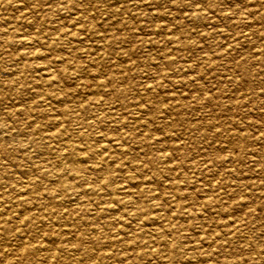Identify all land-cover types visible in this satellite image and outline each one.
<instances>
[{"label": "rangeland", "instance_id": "obj_1", "mask_svg": "<svg viewBox=\"0 0 264 264\" xmlns=\"http://www.w3.org/2000/svg\"><path fill=\"white\" fill-rule=\"evenodd\" d=\"M2 196L0 264H264V0H0Z\"/></svg>", "mask_w": 264, "mask_h": 264}, {"label": "bare ground", "instance_id": "obj_2", "mask_svg": "<svg viewBox=\"0 0 264 264\" xmlns=\"http://www.w3.org/2000/svg\"><path fill=\"white\" fill-rule=\"evenodd\" d=\"M93 101V100H92ZM50 106V105H49ZM48 109V108H47ZM52 113V112H51ZM26 114V113H25ZM61 114L62 115H64V111L62 110L61 111ZM69 114V113H68ZM73 115V114H72ZM65 116H66V114H65ZM68 118H69V116H67ZM52 122V121H51ZM53 123V122H52ZM34 124V123H33ZM3 125V124H2ZM51 126V125H50ZM55 126V125H54ZM36 129V128H35ZM53 131V130H52ZM136 131V130H135ZM165 131V130H164ZM61 135V134H60ZM61 138V137H60ZM60 138H58V139H60ZM59 143V142H58ZM78 145V144H77ZM76 144H72V143H70V142H68V144L67 143H59L58 144V147H56V149H58V151H57V153H56V157L55 156H53V157H55V172L54 173H56V175H58V176H63L65 173H76V174H79V173H82L83 171H84V169H83V167L81 166V161L83 160L82 158H83V156H85L86 154H85V152H82V149L81 148H83V147H80L81 145H79V146H77ZM92 148V147H91ZM94 148V147H93ZM87 150V149H86ZM91 150V149H90ZM90 150H88V152H90ZM92 152H93V150H92ZM52 153V152H51ZM54 155H55V152L53 153ZM84 154V155H83ZM92 154V153H91ZM94 154V153H93ZM95 156V155H94ZM94 156H93V158H94ZM89 157V156H88ZM85 158V157H84ZM96 158H98V157H96ZM82 159V160H81ZM99 159V158H98ZM108 160V159H107ZM86 161V160H85ZM90 161V160H89ZM100 162V161H99ZM31 163V162H30ZM85 163V162H84ZM105 164V163H104ZM83 165V164H82ZM99 165V164H98ZM86 168H87V166H85ZM86 170V169H85ZM87 171V170H86ZM85 171V172H86ZM107 173V172H106ZM47 176V175H46ZM86 176V175H85ZM48 177H49V175H48ZM77 177V176H76ZM65 178V177H64ZM85 178V177H84ZM105 182L104 183H106L107 184V186H110L109 185V183H108V181H109V179H108V177H105L104 176V178H102ZM68 181V180H67ZM42 183V182H41ZM112 188V187H111ZM112 190V189H111ZM39 192H41V191H39ZM4 193V192H3ZM26 193L28 194V193H35L34 192V190H32V189H29V188H26ZM25 193V194H26ZM111 193H113L112 191H111ZM8 194V193H7ZM13 194V193H12ZM11 194V195H12ZM17 194V193H16ZM20 194V193H19ZM49 194V193H48ZM3 196H6L5 195V193H4V195ZM3 196L2 197H0V203H2L3 201H5L6 199H4L3 198ZM40 196V195H39ZM7 197H8V195H7ZM7 197H5V198H7ZM11 198H12V196H11ZM17 198V197H16ZM38 198V197H37ZM30 199V198H29ZM1 200H2V202H1ZM41 200V199H40ZM109 200V199H108ZM14 202H16V200L14 201ZM53 202V201H52ZM28 205V204H27ZM41 205H43V204H40V203H38L37 204V206H39V208L41 207ZM44 207H46L42 212L41 211H37V212H35L34 213V211H32V210H30V209H27V210H25V211H23V213H21V214H19L18 216H17V221H19V222H25V223H33L34 221L37 223V220H38V216H44V215H46V214H50L51 213V209L53 208L51 205H43ZM18 208H20V207H18ZM24 208H28V207H24ZM38 208V209H39ZM39 210H41V209H39ZM30 211H32V213L30 212ZM20 212V211H19ZM56 216L62 221V222H64L65 223V221H67L68 220V218L69 217H67V216H65V215H63V214H61V212L59 211V212H57L56 213ZM120 218V217H119ZM19 219V220H18ZM67 219V220H66ZM69 220H70V218H69ZM75 220V219H74ZM73 220V221H74ZM81 220V219H80ZM72 221V222H73ZM76 221H77V219H76ZM81 221H83V220H81ZM80 221V222H81ZM77 222H79V221H77ZM77 222H75V223H77ZM71 223V222H70ZM26 224V225H27ZM74 224V223H73ZM79 224H81V223H79ZM78 224V225H79ZM100 224V223H99ZM109 223H107V225H108ZM20 225V224H19ZM23 225H25L24 223H23ZM65 225V224H64ZM72 225V224H71ZM70 225V227H72ZM75 225V224H74ZM83 225H85L86 226V228H87V226H92V225H94V231L92 230V237H94V235L95 234H93V233H102V230H104V225L102 226V227H99V226H97L98 225V223L97 222H87V221H85V223H83ZM21 226V225H20ZM19 226V227H20ZM30 226H31V224H30ZM29 226V227H30ZM66 226V225H65ZM64 226V227H65ZM23 227V226H22ZM27 227V226H26ZM25 227V228H26ZM34 226H32L31 227V229L33 228ZM84 227V226H83ZM67 228V227H66ZM73 228H75L74 226H73ZM78 228H79V226H78ZM103 228V229H102ZM21 229V228H20ZM69 229V228H68ZM70 229H72V228H70ZM69 229V230H70ZM82 229V228H81ZM23 230V229H22ZM25 230V229H24ZM23 230V231H24ZM28 230V229H27ZM27 230H25V232L27 231ZM64 230H66V229H64ZM75 230V229H74ZM85 230V229H84ZM21 231V230H20ZM80 231V230H79ZM76 232V231H75ZM65 233V232H64ZM88 233V232H87ZM97 234V235H98ZM61 235V234H60ZM80 235V234H79ZM63 236H64V234H63ZM244 236H245V234H244ZM248 236V235H247ZM61 237H62V235H61ZM105 237V236H104ZM92 239V238H91ZM169 242V241H168ZM49 243V242H48ZM71 243V242H70ZM75 246V245H74ZM73 246V247H74ZM85 248H87V247H85ZM22 250V249H21ZM88 253V252H87ZM100 256V255H99ZM90 256H88V258H89ZM94 258V257H93ZM93 258H92V260H93ZM97 259V258H96ZM81 260V259H80ZM86 260H88V259H86ZM89 260H90V258H89ZM87 262V261H86ZM89 262V261H88ZM94 262V261H93ZM92 262V263H93ZM87 264V263H86ZM88 264H90V263H88Z\"/></svg>", "mask_w": 264, "mask_h": 264}]
</instances>
